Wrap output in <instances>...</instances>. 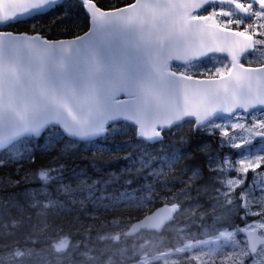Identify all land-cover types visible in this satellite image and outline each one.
Returning <instances> with one entry per match:
<instances>
[{"label":"snow or ice","instance_id":"1","mask_svg":"<svg viewBox=\"0 0 264 264\" xmlns=\"http://www.w3.org/2000/svg\"><path fill=\"white\" fill-rule=\"evenodd\" d=\"M80 3L87 10L88 30L70 40H49L35 29L32 33L5 29L57 9L64 16L65 0H0V151L22 158L21 150L27 151V145L45 132L54 134L53 143L62 139L70 144L94 142L106 138L120 120L136 126L141 143H155L162 140L165 129L184 122L197 131L210 126L221 128L222 136L229 137L216 120H238L239 109L243 114L264 117V64L253 68L240 63L248 49L264 45V39H254V35L264 37V23H248L253 17L264 21V0H218L220 11H216L217 0H129L123 6L109 7L96 0ZM225 5L228 10H224ZM208 7L213 9L210 14L201 15L200 11ZM233 25L244 26V30L232 31ZM218 52L228 53L230 66L216 67L208 79L196 80L174 70L180 65H173V61L195 68L202 58ZM121 94L126 99L118 100ZM231 127L243 129L248 136L241 137V143L236 142V136L221 141L222 145L240 149V159L225 158L215 168L210 163L209 170L221 187L215 189L218 195L211 211L200 215L199 227L207 239L189 237V224L177 225L176 247L150 255L144 251V244L137 249L133 241L132 255L127 254V240L134 234L139 238L141 229L162 232L186 213L195 221V210L185 209L184 204L193 199L191 190L200 170L191 169V175L181 179L186 173L177 175L174 171L179 157L160 160L159 169L152 168L150 158L142 157L133 161L132 167L139 163L137 173L152 168L149 175L164 194L149 185L147 190L154 195L147 198L135 200L134 193L123 195L138 209L159 196L162 208L132 225L129 232L98 234L99 247L73 243L70 235L60 230L46 238V247L37 249V241L29 233L25 244L31 242L32 247L0 245V264H62L65 260L68 264H127L129 260L134 264H158L161 260L179 264L180 258L209 264L203 256H215L225 249L230 251L224 259L232 264H264V233L258 234V229H264V180L247 183L250 171L255 174L253 179L264 177V119L247 128L239 122ZM255 137L261 139L254 142ZM63 169V165L44 167L22 178L38 185L28 193L34 208L47 210L52 206L47 188L62 181ZM232 171L237 175L227 179ZM176 180L184 187L174 192L169 184ZM12 183L19 185L21 180ZM60 190L70 193L72 187L62 183ZM234 204L244 212L243 227L225 226L224 217L216 213L217 207L230 212ZM250 214L259 219L247 223ZM206 215L213 218L211 225L205 224ZM20 223L12 219L11 227ZM8 228V224L3 226L4 239L11 235ZM240 234L245 239H237ZM197 252L200 254L187 255ZM73 254L76 259H72Z\"/></svg>","mask_w":264,"mask_h":264},{"label":"trees","instance_id":"2","mask_svg":"<svg viewBox=\"0 0 264 264\" xmlns=\"http://www.w3.org/2000/svg\"><path fill=\"white\" fill-rule=\"evenodd\" d=\"M96 2L109 7L114 4L123 6L129 0H96ZM239 2L248 3L250 0H239ZM231 7L234 9V5ZM256 7L258 8L257 5ZM212 10V7H208L206 11L201 10L200 14L208 15ZM220 10L217 3L216 11ZM224 10H228L227 5L224 6ZM60 11L57 9L42 17L26 19L5 30L32 33L35 29L47 39H60L74 37L88 29V16L80 0H65L66 15H59ZM248 23L256 26L264 21L253 17ZM232 29L243 31L244 26L233 25ZM254 39H264V37L254 35ZM262 48L264 45H255L248 49L240 62L246 66L264 64V59L259 54ZM225 64L230 65L229 60L216 54H210L202 59L195 68L173 63L180 65L179 68L174 67L178 73L186 72L194 77L205 78L215 73L216 67H223ZM52 135L54 134L45 132L40 138L32 140L27 145V151L21 150L22 158L19 156L12 158L9 153L0 151V245L18 243L21 247H32L31 242L25 244L26 237L31 233L32 240L37 241L35 247L39 249L46 247L45 240L50 234L62 230L63 233L70 235L73 243L79 241L81 246L83 243H88L90 247L102 246L97 239L98 234L115 235L108 228L118 223H123L121 232H124L129 223L141 218L162 203L157 196L147 207L138 209L134 203H127L128 197L123 194L134 193L135 200L144 199L154 195L147 190L149 185H153L156 192L163 195L164 189L156 185L149 173L152 168L159 169L160 160L167 158L171 161L176 157L179 159H175L174 171L177 175L181 172L186 173L181 179H187V176L191 175V169L200 170V176L191 190L193 199L190 203L186 202L193 208L192 210H195V221H192L189 214L185 220L178 218L177 223L191 225L190 229L196 232L195 237L202 238L204 229L199 227L200 215L210 212V202L205 193L201 192V188L215 192V189L221 186L219 180L209 170L210 163L211 167L215 168L226 156H240V149L221 144L223 139L217 131L209 132L207 129L197 131L187 122L170 130H164L162 140L155 143H141L136 136L135 127L127 121H118L106 138H97L94 142L80 141L70 144L68 139H62L59 143H53ZM260 139L255 138L254 142ZM129 155L131 159H126ZM57 157L60 159L57 160ZM142 157L152 160V168L137 173L136 168L140 167L139 163H136L135 167H132V164ZM59 165L64 166L62 181H55L47 188L48 198L53 201L52 206L47 210L34 208L28 193L38 188V185L22 178L41 168ZM129 168L131 171H128ZM16 180H21V183L14 185L12 182ZM81 181L85 183L82 184ZM62 183L71 185L72 191L65 193L60 190ZM169 187L175 192L184 185L176 180L170 183ZM197 189L200 190L199 194ZM243 216L238 214L231 216L229 224L244 226L245 220L241 218ZM209 218L210 215L205 216L204 222L207 225ZM252 218L251 214L248 215L247 223ZM12 219L21 221L18 227H11ZM5 224L9 225L8 232L11 233L7 239H4L2 234ZM142 233L148 234L146 231ZM163 235L166 243L171 240L178 241L177 234L172 231L164 230ZM237 239L243 240L244 237L239 235ZM133 241L131 237L127 240L128 255H132ZM136 248L138 249L137 245ZM228 251L230 250L225 249L224 253L202 257V260H207L209 264H232L231 260L224 259ZM199 254L197 252L187 255ZM73 256L75 257L72 259L77 258L75 254ZM136 258L139 259V256ZM65 261L62 264H65ZM127 264H134V261L129 260ZM158 264H162L161 261ZM179 264H196V261L180 258Z\"/></svg>","mask_w":264,"mask_h":264},{"label":"rangeland","instance_id":"3","mask_svg":"<svg viewBox=\"0 0 264 264\" xmlns=\"http://www.w3.org/2000/svg\"><path fill=\"white\" fill-rule=\"evenodd\" d=\"M259 51H260L259 54H261L260 56L264 59V48H262ZM237 111L241 112V117L238 118V120H237V118H234V119H232L230 121L229 120H216L215 123L221 125V127L223 129H225L229 133V137L236 136L237 137L236 142L237 143H241V137L248 136V133L246 131H244L243 129H239V128L233 129L231 127L232 123H236V122L243 123V124H245V126L247 128V127H251L252 125L256 124L260 119H262V117L260 118V114L259 113H256L255 115H247V114H243V111H240V110H237ZM206 129L209 132L217 131V133L222 137V139H223L222 141H227L228 138H229V137L222 136L221 128H215V127H211L210 126V127L206 128ZM224 145L230 146L227 143H225ZM225 158H228L231 161H236V160L240 159V156H235V157L226 156V157L223 158V160ZM237 167H238V165H237ZM236 175H237V173L235 171H232L231 174L227 175L226 178L227 179H231L232 177H234ZM254 175L255 174L252 173V172H250L248 174V177H247L248 185L257 184V183H259L260 180H264V177H256L255 179H253ZM201 192H204L205 196L209 199V202H210L209 210L211 211V209L213 208V205H215V203H216L215 197L218 194L216 192H213L211 190L204 189V188H201ZM236 198L237 199L239 198V190H237V192H236ZM221 199H223V198L221 197ZM184 207H185V209H191V210L193 209L187 203L185 204ZM253 211H258V209L256 207H253ZM216 213H217L218 216H223L224 217L223 224L225 226L229 224V219H230L231 216H233V215L235 216L237 214L239 216L244 215V212L236 204H234L232 206V209H231L230 212H226L225 208L217 207L216 208ZM189 214L190 213H186L185 215H182L179 218L185 220L186 216L189 215ZM252 217L253 218L249 222V224H251L254 221H257L259 219V217L255 216V215H252ZM212 223H213V218L210 216L208 224L211 225ZM177 225L184 226V225H182V224L180 225L179 223L176 222V224H173V225L167 227L166 230L172 231L173 233L177 234V232H176V226ZM122 227H123V223H118V224L113 225L115 234L117 232H121ZM109 230H111L110 227H109ZM229 230H231V229H229ZM261 230L264 231V229H261ZM124 232H126V231L124 230ZM19 233H22V232H19ZM140 233L141 234H139V238H137V234L133 237V239L135 241V244L138 246V249H139L141 244H144L145 245L144 251H148L150 255H155L158 251H164V250H167L169 248H174V247L177 246V243H178V241H176V240L175 241L171 240V241L166 243L165 242L166 238H165V236L163 234L159 235L157 233L156 234H154V233L144 234L142 232H140ZM187 235L189 237L196 236V232H195L194 229H190L189 232L187 233ZM202 235H203V236H201L202 238H197V239H200V240L207 239V237L204 235V233ZM146 241H147V243H145ZM181 243H183V241ZM204 251L206 252L207 249H204ZM73 257H75V256H73ZM203 257H206V256H203ZM172 259H174V258H172ZM161 263L164 264V262L162 260H161ZM65 264H68L67 260L65 261ZM169 264H171V261H169Z\"/></svg>","mask_w":264,"mask_h":264},{"label":"water","instance_id":"4","mask_svg":"<svg viewBox=\"0 0 264 264\" xmlns=\"http://www.w3.org/2000/svg\"><path fill=\"white\" fill-rule=\"evenodd\" d=\"M217 3H218V0H217ZM258 6V5H257ZM84 10H85V12H86V14H87V10L84 8ZM88 30V29H87ZM86 30V31H87ZM8 31V30H7ZM232 31H236V30H234V29H232ZM22 33H24V32H22ZM79 35H83V33H81V34H79ZM74 37H66V38H60V39H49V40H70V39H73ZM247 52V51H246ZM245 52V53H246ZM245 53H243L242 54V56L245 54ZM210 54H216V55H220V56H224V57H226L229 61L231 60V58L228 56V53L227 52H218V53H210ZM209 54V55H210ZM208 55V56H209ZM241 56V57H242ZM202 59H204V58H202ZM172 63H174V64H182V62H180V61H173ZM262 65V64H261ZM261 65H258V66H246V65H244L245 67H253V68H256V67H260ZM179 74V73H178ZM193 78L194 79H196V80H205V79H208V78H205V77H194L193 76ZM117 99L118 100H124V99H126V97H124L123 96V94H121L120 96H118L117 97ZM240 111H243L242 109H239ZM225 115H227V114H225ZM186 119H194V118H186ZM120 121H125V120H120ZM128 123H130V124H132L135 128H136V126L131 122V121H127ZM165 130H167V129H165ZM255 138H260V137H255ZM163 207V204L161 203V204H159V205H157V206H155L153 209H151L149 212H147V213H145L141 218H139V219H137V220H135V221H132L131 223H129L128 224V226H127V228H126V232H129L130 230H131V228H132V225H135V224H137L138 222H140V221H142V220H144V218L146 217V216H148V215H151V213L152 212H155L157 209H159V208H162ZM142 230H144V231H152V232H154V233H159V232H156L155 230H152V229H147V228H145V229H141L140 231H142ZM258 234H260V230L258 229ZM136 234H134L133 236H135ZM240 235H242L243 237H244V239H245V236H244V234H240ZM132 236V237H133Z\"/></svg>","mask_w":264,"mask_h":264},{"label":"flooded vegetation","instance_id":"5","mask_svg":"<svg viewBox=\"0 0 264 264\" xmlns=\"http://www.w3.org/2000/svg\"><path fill=\"white\" fill-rule=\"evenodd\" d=\"M108 230H109V228H108ZM164 230H166V229H164ZM163 230V231H164ZM260 230V233H264V231L263 230H261V229H259ZM109 231H113L114 232V234H115V231H114V228L113 227H111V230H109ZM163 231L162 232H159V233H157V234H159V235H161V234H163ZM148 234H150V233H154V232H152V231H146ZM154 234H156V233H154Z\"/></svg>","mask_w":264,"mask_h":264}]
</instances>
